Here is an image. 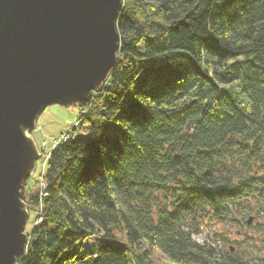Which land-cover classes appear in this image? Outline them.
<instances>
[{
    "label": "trees",
    "instance_id": "16d2710c",
    "mask_svg": "<svg viewBox=\"0 0 264 264\" xmlns=\"http://www.w3.org/2000/svg\"><path fill=\"white\" fill-rule=\"evenodd\" d=\"M117 29L116 65L79 102L85 135L23 190L41 217L18 264H157L156 249L167 264H264L186 227L245 224L253 205L240 242L264 233V0H124Z\"/></svg>",
    "mask_w": 264,
    "mask_h": 264
},
{
    "label": "water",
    "instance_id": "95a60500",
    "mask_svg": "<svg viewBox=\"0 0 264 264\" xmlns=\"http://www.w3.org/2000/svg\"><path fill=\"white\" fill-rule=\"evenodd\" d=\"M123 2L0 0V264L26 252L23 189L41 156L38 117L102 90L119 58Z\"/></svg>",
    "mask_w": 264,
    "mask_h": 264
},
{
    "label": "rangeland",
    "instance_id": "374dc122",
    "mask_svg": "<svg viewBox=\"0 0 264 264\" xmlns=\"http://www.w3.org/2000/svg\"><path fill=\"white\" fill-rule=\"evenodd\" d=\"M79 102L70 105L53 103L46 106L39 115L36 128L34 129V138L38 144L41 156L37 160L35 172L25 182L23 190L26 195L30 191L36 190L43 185L42 175L45 172L46 160L51 148L64 138L74 135H85V130L80 129L78 125L81 117L87 112V107L80 106ZM29 208V217L25 227L26 232H29L34 226V223L41 217L39 207ZM255 211L256 206L252 205L251 214L253 216H255ZM240 217L241 214L238 213L237 218ZM246 219L247 217H244V222ZM256 220L260 222V226L263 228L264 207L261 209L260 215ZM187 223L186 227L195 225L198 228L192 234L193 239L198 242H210L223 252L237 251L240 254L246 252L248 256H264V233L259 235V240L257 239L256 243L247 241L240 242L246 232L255 233L256 228L251 227V224L246 222L245 224L236 223L233 221L224 224L207 216L199 218L195 222L192 219H188ZM98 239L99 235H91L86 242L88 244L95 243ZM153 258L157 264H167L169 262L166 256L158 249L155 250Z\"/></svg>",
    "mask_w": 264,
    "mask_h": 264
}]
</instances>
